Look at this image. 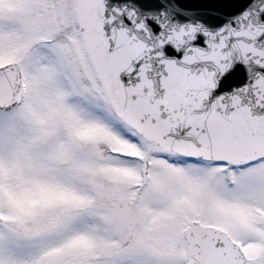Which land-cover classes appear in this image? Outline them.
I'll return each instance as SVG.
<instances>
[{"label": "snow or ice", "instance_id": "1", "mask_svg": "<svg viewBox=\"0 0 264 264\" xmlns=\"http://www.w3.org/2000/svg\"><path fill=\"white\" fill-rule=\"evenodd\" d=\"M0 264H264V0H0Z\"/></svg>", "mask_w": 264, "mask_h": 264}]
</instances>
